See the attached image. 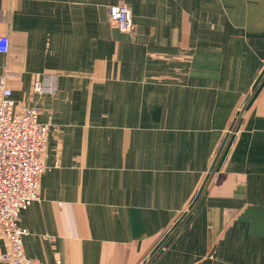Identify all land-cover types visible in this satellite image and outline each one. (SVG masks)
Returning a JSON list of instances; mask_svg holds the SVG:
<instances>
[{
	"label": "crops",
	"instance_id": "0c3cea01",
	"mask_svg": "<svg viewBox=\"0 0 264 264\" xmlns=\"http://www.w3.org/2000/svg\"><path fill=\"white\" fill-rule=\"evenodd\" d=\"M0 35V80L51 127L29 258L264 264V0H0Z\"/></svg>",
	"mask_w": 264,
	"mask_h": 264
},
{
	"label": "built area",
	"instance_id": "2783aa9c",
	"mask_svg": "<svg viewBox=\"0 0 264 264\" xmlns=\"http://www.w3.org/2000/svg\"><path fill=\"white\" fill-rule=\"evenodd\" d=\"M109 18L121 32H132L134 23L126 5L112 6ZM9 49L10 38L0 35V54ZM33 90L41 98L53 92V87L46 77L35 80ZM0 92V236L10 245L8 251H0V262L38 264L25 253L24 239L29 231L20 225V215L42 200L40 180L51 169L44 161L51 127L40 122L36 104L18 106L3 78Z\"/></svg>",
	"mask_w": 264,
	"mask_h": 264
},
{
	"label": "water",
	"instance_id": "95a60500",
	"mask_svg": "<svg viewBox=\"0 0 264 264\" xmlns=\"http://www.w3.org/2000/svg\"><path fill=\"white\" fill-rule=\"evenodd\" d=\"M118 31H120V29L119 28H116ZM216 170H217V168H215V170H214V173L216 172ZM214 176V175H213Z\"/></svg>",
	"mask_w": 264,
	"mask_h": 264
}]
</instances>
